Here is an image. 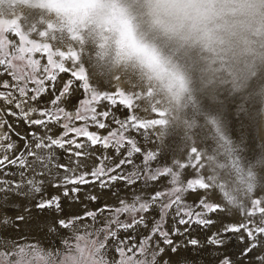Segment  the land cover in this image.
Here are the masks:
<instances>
[{"label": "bare ground", "instance_id": "1", "mask_svg": "<svg viewBox=\"0 0 264 264\" xmlns=\"http://www.w3.org/2000/svg\"><path fill=\"white\" fill-rule=\"evenodd\" d=\"M60 2L62 0H0V19L5 20L4 22H0V25H4L7 31L15 29L21 32L22 30L20 29L22 28L23 32L29 35V39L47 44L53 48V51L75 52L80 57V61L76 64L71 59H64V67L69 71L60 72L58 69H53L48 65L46 53H27L26 55L29 56V60L39 61L37 66H33L34 72L37 74L36 79L45 78L46 73L43 69L46 66L56 76L55 81L44 80V87L47 90L41 95L40 104L37 105L30 100V107L35 106L37 109L51 107L54 109L59 104H64L70 113L75 109L76 99H79L80 96V98L91 99V89L99 93L106 92L110 94H113L118 89H122V92L124 91L127 94H125L126 96L131 97L132 107L128 108L124 104L119 103V100L123 98L120 96L119 98L116 97V99L118 98V102L115 105L103 98L94 101L92 107L96 109L97 113L109 112L110 115L108 117H98L103 122L106 120L107 125L105 129H100L91 123L90 113H88L89 131L95 132L99 136L101 134L106 136L114 129L119 132L120 127L117 128L118 124L115 121H127L130 115L137 117L138 121L141 122L156 119L162 121L159 125H149L146 128L139 129L132 127L129 123L126 132H124V136L127 139L124 141L120 154H117L111 147L106 150L99 145L94 146V148H92L93 146H87L83 151L92 154L80 159L79 162L82 164L81 170L91 171L98 163L97 157L100 156L111 158L106 162L109 166L118 163L120 159L125 158L127 150L131 147L127 143V140L130 139L135 142L136 147L140 148V152L133 153L131 157L132 164L122 166L127 170H130V167L134 169L133 172L129 171V174L139 171L141 176H143L145 156L149 152H155L157 153L156 159L148 162L152 170H163L165 167H169L174 172L180 173V179L185 184L188 179L201 176L205 179V182H210L214 186H210L208 189H197L196 191L186 192L183 199L185 203L190 205H195L201 197L209 203L220 204L224 211L210 214L216 223H221L218 225L220 228L223 225L240 224L247 221H254L259 224L262 219L259 214L247 217L244 212L251 207V200L254 199H261L262 203L260 207H264V79L260 77L264 73L260 71L255 75L251 72L252 68L259 66L264 58V0H209L210 3L217 7V14L214 17L213 23V31L217 39L211 49L214 52V56H210L207 53V58L210 59L208 61L195 50H169L170 53L175 52L178 54L173 57L180 63L189 76L188 87L179 94V97H177L179 92L170 83L158 81V84H156V81L149 77L137 63L128 60L122 52L124 46L117 41L106 27L94 25L79 17L66 18L51 7ZM26 4L28 6H24ZM17 6L21 7L17 8ZM240 6L244 7L241 8ZM37 11H40L37 16L40 15L42 17L40 21L34 19ZM48 17L62 22L65 21L66 32L64 33L63 40L51 41L56 37L53 33L49 32L51 28L46 22H50V24H53V22L52 19L47 20ZM20 19L24 21L22 27L18 25L21 21ZM87 28L91 30L85 32ZM84 34H88L87 40H91V43L95 41L97 35L103 44L110 40V45L107 47L112 52L114 51V54H111L105 62L98 60V53H90L84 59L81 55L83 52L81 46L84 44ZM7 38L11 44L19 47V37L9 33L7 34ZM254 38L259 41L258 50H256V46L253 48L254 46L251 43V40ZM11 44L6 45L7 58L12 57L14 53ZM221 50H224V53ZM255 51L256 53L253 58L257 55L260 57L246 69L243 67V63L248 65L249 62H252V55ZM53 59L59 61L60 57L54 56ZM80 64L85 70L84 75L87 77L89 91L81 87L82 81H78L71 76V71L78 72ZM85 65H89V67L86 69ZM99 65L107 67L111 71L109 77L105 78L103 76V74H106V71L101 69ZM263 66L264 62H262L260 67ZM138 71L140 73L139 76H142L141 79L136 78ZM207 72H213L215 76L213 80L217 82V87L208 80ZM126 77L128 80L124 81L123 79ZM68 80H73L70 88L71 97L61 98L66 101L71 100L72 103L65 104L64 102H58V105H52L51 100L55 98L54 95L60 94L59 89ZM114 80H116L115 83ZM165 83L169 89L165 87ZM114 84L116 85L114 86ZM151 88L152 91L150 90ZM164 89H166L164 91L166 94L162 92ZM245 91L249 99L247 96L241 97ZM245 99H248V101L243 104L239 103ZM232 100L236 102L230 103ZM230 106L233 108H230ZM67 108H65V111ZM154 111L160 112L162 115L159 116ZM74 112L75 110L71 113L73 117L76 115ZM36 113L34 114L36 118H43L39 116L38 111ZM209 118L217 121L221 133L216 132L217 125L211 124ZM65 122L68 121L61 119L58 124L49 125L51 131H47L44 127H30L31 125L22 121L23 126L20 131L26 134L28 129H33L31 134H27L32 141L36 137L45 135L46 131L48 135H53L55 138V136L62 133V125ZM79 122V120H76L74 124ZM69 123L71 124L72 122ZM33 133H35V136L32 135ZM223 134L227 135L230 143L221 139V135ZM165 136L168 137V141L166 142L164 141ZM72 137L73 134L70 133L67 138L71 139ZM77 142H86V138L78 137ZM71 147L74 148V146ZM194 147L200 151L201 160L199 163L204 165L203 168L193 166L197 164L195 159L189 160L191 156L190 151ZM29 150H34L38 155L44 157V159L37 161L34 157L26 155L27 158L33 159L28 161L27 169H22L21 167H11L12 169L3 168L0 170V182H19L21 180L20 173L23 171L25 180L35 178L36 181L42 182L40 185L42 192L40 194L33 193L32 196L28 197L13 195V200L8 199L9 193L0 192V217H8L10 215H12V218L16 217L19 212H10L7 206L8 204H12L13 207L20 206L30 216L27 228L35 230L38 234L41 233L39 245L40 247H45L49 245L51 236L56 232V228L49 225L46 229L45 216L48 215H46V212L34 209L33 197L40 199L41 197L49 198L59 195L61 196L65 212L73 211L77 215L81 212L80 205L88 199L82 200L83 197H87L80 194L79 201H73L70 198L66 199L62 196L63 189L53 187L63 175V170L59 169L57 165L66 164L61 158V148L35 149L33 145ZM254 156L255 159H251ZM71 157L73 160L69 164L75 167L78 162L77 158L75 156ZM179 164H185L186 167L181 169ZM249 171L252 172L251 180L248 177ZM133 179H135L134 176ZM119 183L117 181L112 183V185H116L119 189L115 194V198L116 195H119L121 200L122 195H127L123 200L129 204L133 201V194L146 197L150 196L154 190L163 191L173 187L171 176L167 174L161 175L157 182L142 183L139 187L137 186L139 182L133 186H129L123 181H119ZM249 183L252 184L251 191L248 187ZM94 185L95 183H90L78 186L84 189V194L90 193V195H97L99 198L101 196L95 192H102V189L105 193L102 198H112L116 192L111 185L110 188H97V191H95L91 189ZM4 186L0 184V187ZM83 186H89V188ZM22 187L24 191H28L27 185H22ZM13 201L14 204L12 203ZM242 205H244V209L241 208ZM197 210L202 211V209ZM150 213L151 215H148L146 218L150 222L147 228L137 226L133 229H128V231L137 234V238L147 236L152 228L151 222L159 221L160 219L159 202H157V205ZM67 214L70 215L69 213ZM127 214L125 213L122 216L125 218ZM171 215L176 216L175 208L168 210V214L162 222V230L169 232V238L174 241L175 245L183 246L188 250L193 258L188 261V264H205V255L202 253L198 254V249L192 248V246L185 243L186 235H176L171 232ZM124 218H122L123 221ZM16 223H20V220ZM175 227H178L181 232L184 230L183 225H175ZM5 229L11 230V227L8 225ZM120 231L125 232L127 230L120 229ZM241 237H244L243 241ZM192 238L200 240L204 236L200 234ZM227 239L231 246L230 252L234 254L232 257L234 264H238L241 261L243 264H253L257 255H264V252L257 248L252 253L254 261L250 258L251 255L241 256V250L245 247V242L247 241L246 233L243 231L232 234ZM257 239L264 243V237H257ZM200 243L201 246L206 245L205 241L200 240ZM113 244L114 240H111L110 250L115 255ZM157 245L159 248H164L166 253L169 246L163 243L162 237L154 236L152 238L149 244V251L156 252L159 258L160 253L157 251ZM222 251L223 249H221ZM168 260L169 256L164 254L160 259V263L167 264Z\"/></svg>", "mask_w": 264, "mask_h": 264}, {"label": "snow or ice", "instance_id": "2", "mask_svg": "<svg viewBox=\"0 0 264 264\" xmlns=\"http://www.w3.org/2000/svg\"><path fill=\"white\" fill-rule=\"evenodd\" d=\"M14 34L19 37V47L15 44H11L8 41L7 34ZM11 44L14 49V53L11 59L7 58L8 53L6 52V45ZM33 52H44L48 57V65L53 69H58L60 72L69 71L64 67L63 60L71 59L74 64L80 61V57L75 52H62V51H53V48L47 44L39 43L32 39H29V35L16 31L15 29H10L6 32L0 31V65L5 66L6 71L8 69L12 70V75L14 79L17 81L16 84L13 85V89L18 93V98L11 97V93L0 92V98H3L4 101L8 105H12L15 103L16 109H19V114L17 112L11 111L9 109L8 114L12 116H16L21 121L25 122L31 126H39L44 127L47 131H51L49 125L58 124L63 118L65 122L62 125L63 131L60 135L53 137V135H48L47 131L45 135L36 137L32 144H25L24 149L27 152V155L30 157H34L37 161H41L44 159L41 155H38L34 150H29L33 147L35 149H52L53 147L64 149L66 145L70 146L67 148V151L71 156H75L77 158L76 166L73 167L71 164H58L57 167L63 170V175L61 176L58 183L54 184L53 187L63 189L62 196L66 199H71L73 201H79L81 192L80 187L78 185H87L90 183H98L101 188H107L110 184L116 181H123L129 186L135 185L137 180L143 179L145 183L148 181L157 182L158 178L161 175L167 174L171 176V183L173 187H171L167 192L154 190L150 196H140L133 194L132 203H126L125 200H119V207L110 208L108 205H104L102 208L97 209L96 212L93 211H85L83 216L75 217V219H83V218H92L95 220L97 212L102 211H111L115 216H119L122 213H128L132 216L131 222L129 223H120L119 228L123 230L133 229L137 226H144L147 228L149 221L146 220L147 215L151 212V210L157 205V202L160 204V219L159 221L151 222L152 228L151 231L145 236L139 243L138 246L127 249V257H132L133 259L139 260L140 257L147 258V261H150V264H160V259L164 254L169 256V260L167 264H188V261L193 259L186 248L180 245H175L174 241L169 238V232L162 230V222L165 220V217L168 214L169 209L175 208V222L177 225L185 226L183 233H181L178 227H173L171 232L176 235H187L189 237L192 236V232L189 230V226L195 227L199 230H207L210 226L215 224V221L211 218L210 214H215L217 212H222L224 209L220 204L217 203H209L204 198H199L198 202L195 205H190L184 202V193L189 191H196L197 189H208L210 186L214 187L210 182H205V179L201 176H197L194 179H188L186 184L183 183L180 179V173L174 172L172 168L165 167L163 170L155 169L152 170L149 166V161L155 160L157 157V153L149 152L145 156L144 159V168H143V176L139 171L134 172L132 174H124L120 171L121 167L125 164H132L131 157L133 153H139L140 148L136 147L134 141L128 139L127 143L131 145V147L127 150L126 156L123 159H120L118 163L113 166H109L106 162L111 158L108 156H100L97 157L98 163L92 168L91 171H83L82 164L79 162L81 158L91 155L87 151H83L87 146H101L103 149H109L110 147L115 150L117 154L121 153V149L123 147L124 141L127 139L124 136V131H126L128 124L130 123L132 127L135 128H146L149 125H159L162 123L160 119H156L148 122L138 121L137 117L129 116L127 121H119L116 120L115 123L120 125V131L117 130L110 131L106 136H99L95 132H91L88 130V122L90 113V121L92 124L96 125L100 129H105L107 125L98 117H108L110 115L109 112H101L97 113L94 107L90 106L94 101H98L101 98L105 100L111 101L113 105L117 104L116 95L123 97L119 100V103L124 104L126 107H132V99L130 96H126L123 92H118L116 95L110 93H99L94 89H91V99H85L80 101L81 106L85 107L84 113L81 112L79 108L76 110V115L73 117L70 113L66 112L62 107L56 108H48L41 107L37 109L36 107H30L27 111L24 110L23 104L28 103L29 92L32 93L30 100L35 102L37 105L40 104L41 94L44 93L47 89L44 87V80L49 79L52 81L56 80V76L52 74L49 67H45L43 71L46 73L45 78L35 79L33 82L36 84V87L33 89H28L26 81V77L17 76L15 69L17 65L13 63V60L22 61L24 60V53H33ZM58 56L60 60H54L53 57ZM29 64L32 66H37L39 61L29 60ZM84 68L80 64L78 72L71 71V76L78 81H82L81 87L86 91H89V84L87 81V77L84 75ZM73 84V80H68L64 85L60 94L55 96L54 99L51 100L52 105H58V102L61 100V97H71L70 88ZM4 86H8V82H4ZM38 111L39 116L43 118H30L31 114L36 113ZM156 112V111H154ZM159 116L162 115L160 112ZM84 121L81 126H75L74 121ZM210 123L213 125H217V121L213 118H209ZM72 122V126L70 123ZM7 125V121H0V127H4ZM11 128V125H8ZM216 132L221 133L220 127L216 126ZM73 134L71 139H67L69 134ZM35 136V133L32 134ZM78 137H85L86 142H77ZM0 139H7V134ZM221 139H224L225 142L230 143L226 134L221 135ZM74 146L76 151H73ZM7 149L14 148V144L8 143L6 145ZM191 156L189 160L195 159L197 162L196 165H193L198 168H203L204 165L199 163L201 160L200 151L197 148H192ZM251 159H255V156ZM19 165L22 169H27L26 160L24 159L23 154L16 156L14 159H10L7 155L3 156L0 159V168L6 167L7 165ZM181 169L185 168V164H179ZM21 180L19 182L16 181H3L0 184L5 185L4 187H0V192H6L12 195H19L23 197L32 196L33 193L40 194L42 192V187L40 186L42 182H38L33 179L25 180L24 172L20 173ZM133 176L135 179H133ZM90 177V179H89ZM249 180L252 178V172H248ZM22 185H27L28 191H24ZM249 190L252 189V184H248ZM87 199L91 201H95L97 197L95 195H89ZM34 200V209L40 210L42 212H48L49 215L45 217L46 227L50 226L53 228H63L67 229L72 226L74 220L73 219H65L61 218L67 217L68 214L65 212L64 207L62 206L61 196L54 195L49 198L35 199ZM262 203L261 199L251 200V207L246 209L244 214L247 217H252L256 215H260L262 217L259 224L254 221H247L245 223L240 224H227L223 225L221 228L217 229V231L212 232L210 235L206 237V245L201 246L200 240L196 238H189L185 241L187 245L192 246V248L198 249V254L205 255V264H234L233 256L234 254L230 252V243L227 239L232 234L240 233L241 231L246 233L247 241L245 242V247L241 250V256H249L253 253V251L257 248L261 249L264 252V243L257 239V237H264V207H260ZM244 209V205L241 206ZM197 209H202L197 210ZM17 220H24L23 216H18ZM8 221H5L7 224ZM106 229H100L94 233H102ZM108 234L103 239V244L101 245V250L104 251L107 248L108 240H117L118 244H122V241L118 240L116 231L110 230L108 227ZM154 236H159L163 238V243L168 245V251L165 252L164 248H159L156 246L157 251L160 253V257H157L156 252H151L150 255H147L149 244L152 241ZM241 240H244V237H241ZM221 249L223 251L221 252ZM114 251L121 256L122 258L119 261V264H125V248L116 247ZM141 264H145L144 261H141ZM238 264H243V262H238ZM253 264H264V255H257Z\"/></svg>", "mask_w": 264, "mask_h": 264}, {"label": "rangeland", "instance_id": "3", "mask_svg": "<svg viewBox=\"0 0 264 264\" xmlns=\"http://www.w3.org/2000/svg\"><path fill=\"white\" fill-rule=\"evenodd\" d=\"M24 6H28V5L26 4ZM19 7H21V6H17V8H19ZM39 13H40V11H37L36 15H34V17L36 16L34 18L35 20L40 21L42 19V17L40 15L37 16ZM48 19H52V22L54 24L53 25V24H50V22H46V24L51 28V30L49 29V32L53 33L54 36L56 37L55 39H52L51 41H55V40L60 41L59 39L63 40L64 33L66 32L65 26H64L65 21L62 22L60 20H54L52 17H48L47 20ZM20 20L21 21H20V23H18V25L20 27H22L24 24V21L22 19H20ZM4 21L5 20L0 19V22H4ZM65 25H66V23H65ZM20 30H22L21 32H23L22 28ZM90 30H91L90 28H87V30H85V32H89ZM0 31L6 32L7 29L5 28L4 25H0ZM87 35L84 34V38H83L84 44L81 46V49L83 51L81 55L83 56L84 59H86L87 55H89L90 53H98V55H99L98 60L105 62L106 59L111 56V54L112 55L114 54V51L112 52V50L107 47L108 45H110V40H108L107 43L103 44V43H101L100 37L97 35L95 41L93 43H91V40H87ZM258 42L259 41H257L256 38L251 40V43L254 46L253 48H255V46H256V50H258V47H259ZM84 49H86V50H84ZM221 52L224 53V50H221ZM255 53H256V51L252 55V58L255 56ZM26 54L27 53L23 54L24 60H22V61L13 60V63L17 65V68L15 69L16 75L26 77L27 79L25 82L27 83L28 89H33L36 87V85H35V83H33V81L37 78V74L34 72L33 66L29 64V58H28L29 56ZM208 54L210 56H214V52L212 50L210 52H208ZM170 55L175 57V55H178V54L175 52H171ZM203 56L208 61L210 60L207 58V55L206 56L203 55ZM258 57H260V56L257 55L255 58H253V59L251 58L252 62H249L248 65H245L243 63V67L248 69ZM9 59H11V57ZM251 59H250V61H251ZM262 62H264V58L262 59L261 64H262ZM261 64L259 66H254L252 68L251 72L255 75L260 71H262L264 73V66L260 67ZM85 66H86V69L89 67V65H85ZM99 66L101 69L106 71V74H103V76H105V78L109 77V74L111 73V71H109L107 67H103L102 65H99ZM207 73H208V76H207L208 80L215 87H217V82L213 80L215 78V76L213 75V72H207ZM139 74L140 73L138 71L136 74L137 79L142 78V76H139ZM92 75L93 74L91 72V76ZM260 77L264 79V75H260ZM123 80L126 81L128 79L126 77ZM5 81L8 82L7 87L4 86ZM115 81L116 80H114V83H115ZM155 81H156V84H158V81L157 80H155ZM16 83H17V81L14 79V77L12 75V70L8 69L6 71L5 66L0 65V92H4L6 94L11 93V97L19 99L18 93L13 89V85ZM31 83H32V85H31ZM115 85L116 84H114V86ZM164 85H165V87H167V89H169V87L166 83ZM62 88H63V86L59 89V91H61ZM150 90L152 91V88ZM165 90L166 89H164L162 91L163 94H166L164 92ZM118 92H122V89L116 90V92H114L113 95H116ZM123 93H125V92L123 91ZM179 94L180 93H178L177 97H179ZM31 95H32V93L29 92V94H28L29 101H30ZM54 96H57V95H54ZM243 96L248 97V94L246 91L243 92L241 97H243ZM80 97H79V99H76V102L77 101L78 102H77V104L75 102L76 106H75V109H73V110H75L74 113H76V109L79 107H80L79 109L81 110L82 113H84V111H85V107L81 106L80 101H82L83 99L85 100L86 98L85 97L80 98ZM116 97L119 98V95H116ZM39 99H41V97ZM248 99H249V97H248ZM248 99L240 101L239 103L243 104V103L247 102ZM29 101H28V103L23 104L24 110H28L25 108H30ZM234 101L235 100H232L230 103H232ZM59 102H64L65 104H71L72 103L71 100L66 101L63 98H61V100ZM62 106H64V107H62ZM58 107H62L64 109L67 108V106H65L64 104H59ZM88 107H92V104ZM48 108H51V107H48ZM230 108H233V107L230 106ZM9 109L11 111L17 112L19 114V109H16L15 103H13L12 105H8L4 101L3 98H0V121H7V125H5L4 127H0V137H3L5 134H7V139H0V159H2L3 156H5V155H7L10 159H14L16 156L23 154L24 159L26 160V164H28V161H31L33 159L27 158V156H26L27 152L24 149V145L25 144H31L32 139L30 137H28L27 134H31L33 132V129L32 130L28 129L26 134L21 132L20 129L23 126L22 121L20 119H18L16 116L9 115L8 114ZM73 110L72 111L70 110L71 111L70 114L73 112ZM66 111L69 113L68 108ZM34 114H37V113H33L30 118H36V116H34ZM83 123H84L83 121L82 122L80 121L79 123H75L74 125L75 126H81ZM104 123L106 124V120L104 121ZM8 125H11V128H9ZM70 126H72V123L70 124ZM30 127H32V126H30ZM119 127H120V125L118 124L117 128H119ZM124 132H126V131H124ZM102 136H103V134H101V137ZM164 141L165 142L168 141L167 136H165ZM8 143L14 144V148L7 149L6 145ZM19 146L21 147L20 149H19ZM68 147L69 146L66 145V147L64 149H62V156H61L62 161L64 160V162L66 164H69L73 160L70 153L67 151ZM55 148H57V147H55ZM92 148H94V147H92ZM73 151H76V150L73 148ZM7 166L3 167V168H5V169H7V168L12 169L11 167H18L19 168L18 164L17 165H11V166L7 165ZM3 168H0V170ZM130 168H131L130 170H127L125 167H122L120 172L124 173L125 171H127V172H125V174H129V171L133 172V170H134V169H132V167H130ZM117 182H118V184H120L119 181H117ZM120 182H122V181H120ZM150 182H152V181H148V183H150ZM136 183H138L137 186L139 187V185H141L142 183H145V181L143 179H140V180H137ZM110 185L113 186V188L116 191L113 194L114 196H112V198H109V197L108 198L107 197L102 198L104 196L103 194H105L103 189H102V192H99V193L95 192L96 194L101 196V198H99L97 195H95L97 197V199L95 201H91L89 199L87 200V198H85V197L82 198V200H87V201H85L84 203H82L80 205L81 212L78 215L75 214L73 211L72 212L67 211L66 213H69L70 215H68L67 217H61V218L73 219L74 222H73L72 226L67 228V229L56 228V230H55L56 232L54 233V235L51 236V240L49 242V245H47L45 247H40V245H39L41 233L38 234L35 232V230H31V229L27 228V224H28V222H30V219H29L30 216L27 215L20 206L13 207L12 204H10V205L8 204L7 208L10 210V212H19V214L13 218H12V215H10L8 217H4V216L2 218L0 217V264H113V263L119 264V261L122 257L119 256L115 251H114L115 252V255H114L112 253V251L110 250L111 240H108L106 242L107 248L104 251L101 250V245L103 244L104 237L107 236V234H108L107 229H108V227H110V230L116 231L118 240L123 242L122 244H118L117 240H114V244H113L114 247L115 248L116 247L125 248V257H127V255H128L127 249L138 246L140 241L143 238L142 237L137 238L136 237L137 234L131 233L128 230L125 232H121L120 228H119V224L117 223V221H119L120 223H129V222H131L132 216L130 214H127V216L124 218L122 215L125 213H122L119 216H115L113 212L105 210L102 212H97L95 220H93L92 218L75 219V217L83 216V213L85 211L96 212L97 209L102 208L104 205H108L110 208L119 207L118 206L119 200H120L119 195H116V198H115V194L117 193V191L119 189L114 184L113 185L110 184ZM110 185L107 188H110ZM78 187H80V189H81V193H79L80 195H83L86 197H88L90 195V193L84 194L83 193L84 189H82L81 186H78ZM83 187L89 188V186H83ZM97 188H101V187L99 186L98 183H95V185L91 189H94L95 191H97ZM163 191L167 192L168 190L165 189ZM126 196L127 195H122L121 200H123ZM8 199L13 200V195L10 194L8 196ZM12 203L14 204V201ZM19 204H21V203H19ZM17 209H20V210L17 211ZM46 215H49V213L46 212ZM148 215L150 216L151 213H149ZM148 215H147V217H148ZM18 216L24 217V220L20 221V223H16L19 221L16 219ZM171 216H172V220H171L170 226H171V228H173L177 224L175 222V217L173 215H171ZM122 218H124V221L122 220ZM5 221H8V223L5 224ZM45 224H46V222H45ZM219 224H221V223L215 222V224L213 226H210V228L207 230H199V229H196L195 227L189 226L190 231L192 232V236L190 238L197 237V235L202 234L204 236L203 239H205V240H203V239H200V240L206 242V237L208 235H210L212 232H215V231H217V229L220 228L218 226ZM8 225L11 227V230L5 229V228H7ZM37 226L40 227L39 225H37ZM25 227H26V230H25ZM184 228H185V226H184ZM46 229H47V227H46ZM100 229H106V230L100 234L94 233ZM181 233H183V232H181ZM135 238H137V239H135ZM187 239H189V236L186 235L185 240H187ZM148 252L149 253L147 255H150L151 252L149 251V248H148ZM250 255H251L250 258L254 261V255H252V254H250ZM141 261H144L145 264H150V261H147L146 256L140 257L139 260L133 259L132 257L125 258V264H141ZM160 264H162V263H160Z\"/></svg>", "mask_w": 264, "mask_h": 264}, {"label": "clouds", "instance_id": "4", "mask_svg": "<svg viewBox=\"0 0 264 264\" xmlns=\"http://www.w3.org/2000/svg\"><path fill=\"white\" fill-rule=\"evenodd\" d=\"M51 7L66 18L106 27L128 60L179 93L187 89L189 76L169 50L206 56L217 39V7L209 0H62Z\"/></svg>", "mask_w": 264, "mask_h": 264}]
</instances>
